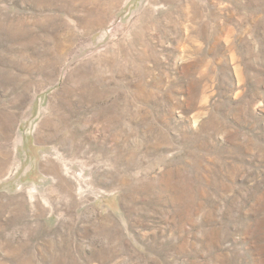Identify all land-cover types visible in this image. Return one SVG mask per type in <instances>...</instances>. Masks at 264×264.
Listing matches in <instances>:
<instances>
[{
  "label": "rangeland",
  "instance_id": "1",
  "mask_svg": "<svg viewBox=\"0 0 264 264\" xmlns=\"http://www.w3.org/2000/svg\"><path fill=\"white\" fill-rule=\"evenodd\" d=\"M0 264H264V0H0Z\"/></svg>",
  "mask_w": 264,
  "mask_h": 264
}]
</instances>
